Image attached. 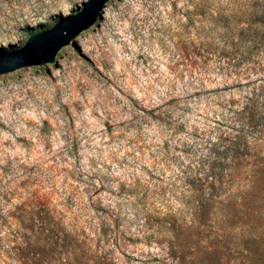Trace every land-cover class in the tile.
Here are the masks:
<instances>
[{"label": "rangeland", "instance_id": "374dc122", "mask_svg": "<svg viewBox=\"0 0 264 264\" xmlns=\"http://www.w3.org/2000/svg\"><path fill=\"white\" fill-rule=\"evenodd\" d=\"M86 1L0 0V50ZM253 88L264 0H114L56 67L0 77V264H264V183L207 218L181 200L215 112Z\"/></svg>", "mask_w": 264, "mask_h": 264}, {"label": "trees", "instance_id": "16d2710c", "mask_svg": "<svg viewBox=\"0 0 264 264\" xmlns=\"http://www.w3.org/2000/svg\"><path fill=\"white\" fill-rule=\"evenodd\" d=\"M193 54L201 57L200 52L193 51ZM193 63L191 60V66ZM238 101L230 99L226 105H220L221 115L215 112L218 128L215 137L201 138L204 139L201 151L192 163L196 170L186 176V186L192 196L190 201L181 200L196 218L210 217L215 203L239 200L245 203L242 197L220 195L221 190L232 189L240 181L251 188L264 183V89L253 88ZM153 114H157L167 129H176L175 121L164 120L166 111L157 110ZM44 208V216L40 218L42 233L54 230V227L51 229L54 217ZM54 223L59 226L58 222Z\"/></svg>", "mask_w": 264, "mask_h": 264}, {"label": "water", "instance_id": "95a60500", "mask_svg": "<svg viewBox=\"0 0 264 264\" xmlns=\"http://www.w3.org/2000/svg\"><path fill=\"white\" fill-rule=\"evenodd\" d=\"M114 0H87L75 14L29 37L17 49L0 50V77L56 67L61 53L96 28Z\"/></svg>", "mask_w": 264, "mask_h": 264}]
</instances>
